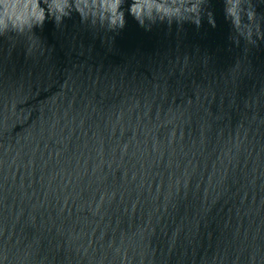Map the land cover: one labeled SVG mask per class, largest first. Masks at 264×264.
<instances>
[{
    "label": "water",
    "instance_id": "1",
    "mask_svg": "<svg viewBox=\"0 0 264 264\" xmlns=\"http://www.w3.org/2000/svg\"><path fill=\"white\" fill-rule=\"evenodd\" d=\"M75 14L27 56L0 39V249L13 264H238L158 25Z\"/></svg>",
    "mask_w": 264,
    "mask_h": 264
},
{
    "label": "clouds",
    "instance_id": "2",
    "mask_svg": "<svg viewBox=\"0 0 264 264\" xmlns=\"http://www.w3.org/2000/svg\"><path fill=\"white\" fill-rule=\"evenodd\" d=\"M264 3V0H259ZM225 19L230 22L233 44L248 46L264 41V16L257 13V0H223ZM209 0H0V39L10 49L23 47L27 56L41 49L37 30L51 22L57 29L75 14L94 31L118 35L131 16L146 32L158 24L181 29L185 23L199 28L204 19L215 28ZM115 35L112 37L114 42ZM247 50H245L246 52ZM8 248L0 249V264H13Z\"/></svg>",
    "mask_w": 264,
    "mask_h": 264
}]
</instances>
